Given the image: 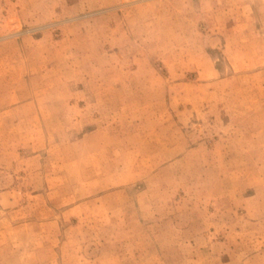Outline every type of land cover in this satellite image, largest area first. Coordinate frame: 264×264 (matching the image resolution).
I'll return each instance as SVG.
<instances>
[{
    "label": "rangeland",
    "instance_id": "obj_1",
    "mask_svg": "<svg viewBox=\"0 0 264 264\" xmlns=\"http://www.w3.org/2000/svg\"><path fill=\"white\" fill-rule=\"evenodd\" d=\"M0 264H264V0H0Z\"/></svg>",
    "mask_w": 264,
    "mask_h": 264
}]
</instances>
